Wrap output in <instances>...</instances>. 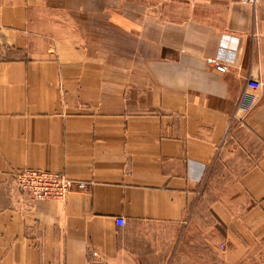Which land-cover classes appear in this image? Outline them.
Wrapping results in <instances>:
<instances>
[{"label":"crops","instance_id":"crops-1","mask_svg":"<svg viewBox=\"0 0 264 264\" xmlns=\"http://www.w3.org/2000/svg\"><path fill=\"white\" fill-rule=\"evenodd\" d=\"M0 5V264H216L215 226L229 264H257L264 0ZM256 143L239 211L205 220L213 164ZM25 168L88 185L38 200L16 187Z\"/></svg>","mask_w":264,"mask_h":264},{"label":"rangeland","instance_id":"rangeland-1","mask_svg":"<svg viewBox=\"0 0 264 264\" xmlns=\"http://www.w3.org/2000/svg\"><path fill=\"white\" fill-rule=\"evenodd\" d=\"M262 151V146L257 144H244L242 147L236 146L227 147L222 154L219 155L217 161L213 164L210 170V178L207 185V193L200 207L205 220L213 218V224L219 214L214 210V204L222 203L226 209L239 211L238 205L241 203L243 193L238 189V180L243 173L248 170L251 165L257 162V155ZM214 229V243H215V257L216 264H229L226 261L224 244L221 239L224 236V229L215 226ZM219 241V242H218ZM257 264H264V251L260 256L255 258ZM164 264V263H160Z\"/></svg>","mask_w":264,"mask_h":264},{"label":"built area","instance_id":"built-area-1","mask_svg":"<svg viewBox=\"0 0 264 264\" xmlns=\"http://www.w3.org/2000/svg\"><path fill=\"white\" fill-rule=\"evenodd\" d=\"M248 3L254 7L257 6L258 0H247ZM2 14V7L0 5V17ZM1 20V19H0ZM213 63L221 72L227 71L228 62L220 58H214ZM17 189L36 199H65L69 192L78 188L84 190L87 187L88 182L83 180H77L72 177H68L65 173L57 170L48 169H32L25 168L23 170L16 171L14 174ZM117 222L119 225L126 224V218L118 217Z\"/></svg>","mask_w":264,"mask_h":264}]
</instances>
